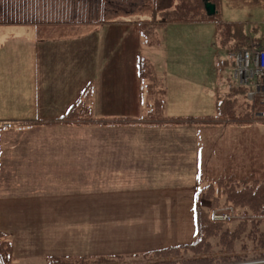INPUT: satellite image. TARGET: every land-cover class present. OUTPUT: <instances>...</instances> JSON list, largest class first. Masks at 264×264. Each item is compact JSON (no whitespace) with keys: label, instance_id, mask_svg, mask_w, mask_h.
<instances>
[{"label":"rangeland","instance_id":"obj_1","mask_svg":"<svg viewBox=\"0 0 264 264\" xmlns=\"http://www.w3.org/2000/svg\"><path fill=\"white\" fill-rule=\"evenodd\" d=\"M0 1V12H6L4 6L6 1ZM13 1L25 13H34V8L38 13L44 12L43 4L34 6V2L40 0ZM46 1L49 4L45 7L49 9H56L60 5L62 9L71 5L75 8L77 6V15L79 17L87 16L91 24H96L100 19V16H97V0H64L65 3H59L57 0ZM115 1L119 4L122 14H131L134 10L136 14L143 16L149 12L139 0ZM152 2L165 7L169 6L172 0H154ZM260 2L264 3V0H260ZM174 4H176V0ZM85 6L88 7L87 11L84 10ZM181 6L182 9H192L197 6V0H182ZM199 9L200 5L197 10ZM164 15L168 14H162L161 17ZM219 15L220 17L215 19L217 22L198 24V26L184 24L172 31V34H179L187 29L192 33L193 48L200 56L199 62L203 65L182 67L180 72L186 75L184 76L186 80L178 81L177 88L173 87V83L167 76L160 78L152 76L153 81H145L149 98L152 100L160 96L163 110L167 116L178 118L210 115L215 111L213 96L221 94L220 100L228 99L229 86L233 85L231 74L234 64L227 51L230 45L225 44L223 47L222 42L224 43V41L220 44L217 39V33L220 35L221 22L242 23L245 25L246 33L251 37L257 33L264 34L263 4L252 3V1L241 2L240 6L235 7L231 0H221ZM107 17L110 20L116 19L114 13H107ZM138 18L134 17L136 21ZM133 26L135 25L121 24L103 27L102 31L80 38V41L59 43L58 45H56L54 37L55 30L42 27L41 31L47 37H41L39 41L50 45L46 53L36 46L28 45L30 35L7 36L6 39L10 40V45L0 49V118L5 117V119L13 120L11 118L23 117L19 118L18 122L24 123L35 118L36 113H31V106L35 101L38 80L31 77L32 72L29 64L37 61H48L49 63V73L43 85L40 99L41 104L50 101L52 107L64 98L67 100L70 96H66L74 81L79 80L78 87L92 81L97 87L95 110L99 111V115H124L122 118L130 120L137 118L139 107L137 96L131 85L138 83H134L136 78L133 77V73L136 71L134 62L139 54L135 44L136 42L139 44L140 40L137 39L138 30L136 31ZM141 29L150 36L151 47L159 44L160 38L164 49L168 45L170 33L167 32L165 37V32H162L159 36V22L144 24ZM253 29L256 30L253 31ZM156 30L158 31L156 32ZM153 35L154 41H152ZM17 37H22V39H15ZM223 38L233 42L227 33L223 35ZM183 40L184 37H180L176 41L182 42ZM238 42L240 45L247 43L242 38ZM65 47L72 48L71 56L77 59V63L72 66L73 68L76 66L78 73L76 76L64 80V75L62 78H57V73H54V70L58 68L56 64L59 59L65 62L64 55L69 56V49ZM171 47L174 48V43L171 44ZM143 48V55L150 60H155L157 56L162 58L164 55L163 48H159L158 52L152 48L148 50V53L145 51V45ZM84 51L89 54L87 62L83 56ZM212 62L220 64L219 72L214 70V75H211ZM69 68L66 66L64 70ZM150 71L155 72L146 61L143 74ZM59 72L61 73L62 70ZM190 82H193L194 86ZM195 82L204 83V87H198L199 84ZM224 85L229 88V92L223 95ZM189 88L199 90L197 94H205V98L200 100L191 96L193 91H189ZM164 91L165 93L162 94ZM241 95L236 96L238 100L234 109L236 115L246 118L249 111L246 98ZM85 96L86 94L83 98ZM230 98L235 99V96L231 95ZM146 100L144 94L142 109L146 108ZM26 101L33 103L27 106ZM222 107L229 108L230 106L222 103ZM198 108L204 111L201 113L202 116L190 114L191 111ZM258 109L264 112V106L258 107ZM51 116L54 119L57 114ZM160 118L161 116L158 117V120ZM9 122L11 127L16 124L15 121ZM262 122L263 125L255 123L252 126L228 127L226 129L218 126L216 131H204L206 139H203L202 145L207 151L206 154L212 153V151L206 148L205 140L209 149L219 150L216 163L210 166V169L218 175L219 179H222L223 186L225 185L223 179L226 177L230 182V187L237 186L239 178L244 176L248 167L250 165L255 167L256 163V170H258L256 179L263 176L261 180H264V119ZM40 130V127H30V130H26L25 134L20 133L22 131L4 133L6 135L5 147H7L9 139L22 147L18 151H14L8 145L7 154L2 155L3 161H5L4 157L7 161L14 163L51 158L56 163H65V166H61L59 170H4L5 179L9 182L8 186L12 187L14 191L17 190L16 193L24 194L23 187H25L30 194L41 193L46 194L47 197V204L35 203L32 200L28 205L26 203L22 205L29 211L33 210L31 214L27 215L28 221L24 225L27 237L22 238L25 242H32L31 245L23 247L24 255L32 257L26 260L12 258L10 264H49V261H46L41 255L53 253L74 255L88 253L105 256L118 253L122 249L127 250V253L157 249L162 247L159 245L160 242H165L164 246H169L167 245L170 242L167 239L168 233L163 230L166 226L165 214H159L158 210L163 207L166 196L183 189L185 184L186 188H190L195 161V148L191 147L194 141L192 129H183L177 132L179 140L185 144L186 151L180 150L173 144L170 134L167 135L168 142L164 146H160L163 139L160 135L162 129L140 138L137 142L134 137L126 138L122 144H119V147L106 149L102 147V143L97 144L102 140L104 134H96L94 128L77 127L73 130L72 127L64 125L49 130ZM138 131L139 129L133 127L121 130L126 137L133 136ZM27 141L31 145H27ZM230 141L236 146V151H234L236 164H229L230 169L226 170L227 162L223 160L224 151L229 152ZM16 156L30 160H19L14 158ZM210 157L212 158V155ZM244 157L249 159L247 165L243 162L242 158ZM76 160L79 163L75 162ZM70 161H74V164H71ZM1 163L4 165L3 162ZM258 167L260 168L258 169ZM92 187L100 191L109 189L110 194L90 197ZM40 188L45 192L39 191ZM228 190L229 188H226L223 197L226 198ZM68 193L70 196H66ZM208 194L212 193L208 192ZM217 194L218 192L215 195ZM76 206H78V213L74 214L69 209ZM103 207L108 212L104 213ZM186 212L187 205L184 214ZM184 214H177V218L183 221ZM236 223L230 224L228 227L230 231L236 229ZM211 225L208 223L207 227ZM251 230V226L247 227L245 235L249 234ZM263 230L264 226L262 225L259 227V233H263ZM10 243L12 242L10 241ZM205 245L206 250H202L200 254L182 253L176 257L165 258L163 261L180 264L178 262L189 259L194 261L202 257L204 260L199 264H209L208 261H211L212 264H224L225 262L235 264L236 261H239L240 264H253L256 263L258 256L264 254L263 249L260 250L256 244L243 240V238L241 241H234L230 245L222 246L218 236H212L206 239ZM154 256L148 257L144 254L127 256V259L111 263L92 256L90 261L85 264H154L161 260V257L153 258ZM1 264L3 263L1 262Z\"/></svg>","mask_w":264,"mask_h":264},{"label":"crops","instance_id":"obj_2","mask_svg":"<svg viewBox=\"0 0 264 264\" xmlns=\"http://www.w3.org/2000/svg\"><path fill=\"white\" fill-rule=\"evenodd\" d=\"M8 7L9 4L8 2L5 3V8H6V13H0V20L7 19L11 13L8 12ZM5 16V17H4ZM45 16V15H44ZM119 21H127L125 18H120L118 19ZM126 24V23H122ZM121 25V24H118ZM109 26H116V25H109ZM179 24H173L168 26L167 30L171 31H165V37L166 33L169 32V40L167 41L168 45L164 49V55L163 57L159 58V56L156 57L157 62L164 65L165 64V71L167 73V77L170 79V82L173 83V87L177 88L178 81L181 79L186 80L184 76L185 74L180 72V69L182 67H191L192 65H203L201 64L200 61V56L198 55L197 52H195L193 46V38H192V33L188 31L187 29L184 30L182 33L179 34H172V31L178 28ZM192 26H198V24L192 25ZM108 27V26H107ZM34 27L30 26H3L0 25V44L2 46L7 47L10 45V40L6 39L7 36L10 35H22V34H27L30 35L29 38V46H34V40H35V32H34ZM104 28L100 26L98 28V31H92V33H97L99 31H102ZM180 37H184V40L182 42H177L176 40ZM73 43V42H71ZM174 43V48L172 49L171 44ZM187 43V45H186ZM63 44V43H61ZM48 46L46 43H40L39 48L44 50L45 52L48 50ZM137 47V42L135 44ZM68 48L69 47H65ZM71 50V49H70ZM69 50V51H70ZM68 51V52H69ZM63 52V51H62ZM42 67L39 66V72L37 74L32 73L31 77L35 78L37 77L38 79V85L39 87L43 86L46 79L47 75L49 73L48 71V61H44L41 63ZM56 64V63H54ZM133 64V63H132ZM135 67L136 61L134 62ZM212 71L211 75H214V70L215 69V64L214 62L211 63ZM29 68L31 70L34 69V64L30 63ZM184 69V68H183ZM47 70V73H46ZM60 70H64L62 67L61 69L58 67V76H63V72L60 73ZM55 73V70H54ZM133 77H137V74L134 72ZM214 80V79H213ZM137 80H135L134 83H136ZM191 84L193 82H190ZM199 85L198 87H204V83L201 82H195ZM193 85V84H192ZM132 89L137 88V84L131 85ZM194 86V85H193ZM126 90V89H125ZM193 91V94L191 96H194L196 99L202 100L205 98V94H197L199 93V90H193V88H189V91ZM197 94V95H194ZM213 98V97H212ZM201 111L200 108L197 110L191 111L190 114H194L197 116H202L201 113L204 111ZM53 111H50L52 113ZM102 115V114H101ZM173 115H179V114H173ZM47 116V115H46ZM102 116H112V115H102ZM116 116V115H114ZM104 135L106 136H111V135H118L120 134L117 129H109V128H104ZM194 139V138H193ZM123 142L120 140H114V141H104L102 143L103 148H111V147H119V144H122ZM99 145V144H98ZM192 149L195 148V157H196V150H197V143L194 140L193 143L191 144ZM193 151V150H192ZM71 164H74V161H70ZM75 162L79 163L78 160ZM61 166H65V163H56L52 161L51 158L48 159H42L38 162L34 163H28L27 161H19V163H14V162H9L6 163L2 166V173L0 177V232L2 235L7 236L8 238L13 240L14 246H15V253L17 258L19 259H29L32 256H25L24 255V246H29L32 244L31 241H23V237H27V232L26 229L24 228V225L28 221L27 215L31 214L33 212L29 211L25 208L22 207L23 204L29 203V201L39 203V204H47V197L46 194L43 195L41 193H33L30 194L25 187H23V193H16V191L13 190L12 187H9L8 184L9 182L4 179L5 174L4 170H12V171H17V170H38L44 169V170H59L61 169ZM33 173V172H30ZM190 188H186V186L165 197L163 207L158 210V213H164L165 214V224L166 226L163 228V230H166L168 233V240L170 241L169 244L167 245H176V244H181V243H188L192 242L195 239L196 236V225H195V216H194V185L191 184L189 186ZM38 190V189H37ZM116 190V189H115ZM114 190V191H115ZM41 192H45L43 189L40 188ZM110 194L109 189H103L102 191L98 189H94V187L91 188L90 191V197H98L100 195L103 196H108ZM65 196V195H64ZM66 196H70V194H66ZM88 196V195H87ZM189 196V197H187ZM187 205V212L185 213V207ZM77 207L69 209L72 213L76 214L78 213ZM104 213L108 212L105 207H103L102 210ZM183 213L184 214V220H179L177 218V214ZM162 233V231H161ZM60 242V241H58ZM60 245V244H58ZM84 245V242H83ZM147 245V244H145ZM152 245V244H149ZM160 246L166 245L165 242H160ZM119 253H127V250H121L118 253H112V254H119ZM74 254H66V253H56V254H48V255H41L42 258L44 259H51L52 257H67V256H72ZM79 255V254H78Z\"/></svg>","mask_w":264,"mask_h":264},{"label":"trees","instance_id":"obj_3","mask_svg":"<svg viewBox=\"0 0 264 264\" xmlns=\"http://www.w3.org/2000/svg\"><path fill=\"white\" fill-rule=\"evenodd\" d=\"M184 10V12H182ZM196 14V11L194 9H180L178 13L174 14L172 19L170 21L165 22H174V21H180V22H190L191 20H194V16ZM166 20V19H165ZM234 103H232L233 105ZM230 105V104H229ZM234 106V105H233ZM256 107L261 106L260 104H256ZM222 107L219 105V108ZM223 108V107H222ZM228 110V113H226L225 117L230 119L232 122L241 123L247 121L244 117H240L239 115H236V111L234 108H224ZM220 115H222L221 112H219ZM185 121H191V120H185ZM218 120H211V119H204V120H196L195 122H199L200 124H213L218 123ZM262 121V120H260ZM255 122H258L255 120ZM176 122H170V124H174ZM260 167H258L259 169ZM257 169V163L255 167H252L249 172H252V174H249L250 176L254 177L253 181H250L247 179V176L242 177V179L239 181L237 186L229 187V190L227 191V196L225 198L226 204L228 206H232L235 210L238 211V219L236 221H231L228 223H213L209 218L204 217L208 216L210 217V214L208 212L204 213L201 212V222H200V230H199V237L198 241L194 245L185 246V247H179V248H173L166 251H161L158 253H152L146 256H154L153 258L161 257L160 261L155 262L154 264H172L170 262L163 261L165 258H171L176 257L182 253H193V254H200L202 250H206V239L212 237V236H218L219 242L222 246L230 245L234 241H241L245 239L248 242H252L254 245H257V248L260 250H264V230L263 233H259V227L264 226V180H261L263 176L260 177V179H256L258 173ZM260 183H262V186H260ZM219 200L220 197H217L213 202V208L219 209ZM201 210V209H200ZM241 210L243 212L241 213ZM233 222L236 223V229L234 231H230L228 228L230 224ZM211 223L212 225L210 227H207V224ZM251 226L252 230L249 232V234L245 235L246 228ZM256 263L257 264H264V254L257 257ZM116 259V258H112ZM104 260V259H103ZM204 258L199 257L196 260H186L183 262H178L180 264H199L201 261H203ZM208 261V260H207ZM105 262V261H104ZM106 262H109V260H106ZM209 264H212L211 261H208ZM224 264H231L225 262ZM235 264H240L239 261H236Z\"/></svg>","mask_w":264,"mask_h":264},{"label":"water","instance_id":"obj_4","mask_svg":"<svg viewBox=\"0 0 264 264\" xmlns=\"http://www.w3.org/2000/svg\"><path fill=\"white\" fill-rule=\"evenodd\" d=\"M207 9L210 11L211 14L215 13V7L211 5H207Z\"/></svg>","mask_w":264,"mask_h":264}]
</instances>
